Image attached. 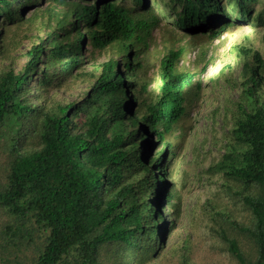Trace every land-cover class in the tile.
Wrapping results in <instances>:
<instances>
[{
    "label": "trees",
    "instance_id": "1",
    "mask_svg": "<svg viewBox=\"0 0 264 264\" xmlns=\"http://www.w3.org/2000/svg\"><path fill=\"white\" fill-rule=\"evenodd\" d=\"M224 1L167 3L188 36L264 27V0ZM0 20L44 33L18 72H0V264H155L181 216L166 137L200 91L196 74L178 68L184 49L163 54L161 97L149 102L139 76L158 16L146 0H0ZM8 51L0 38V57ZM250 54L225 111L223 152L206 170L220 175L224 197L203 211L226 254L212 264H264V62ZM75 82L89 84L76 100L54 99ZM190 243L173 250L179 264H197Z\"/></svg>",
    "mask_w": 264,
    "mask_h": 264
},
{
    "label": "rangeland",
    "instance_id": "2",
    "mask_svg": "<svg viewBox=\"0 0 264 264\" xmlns=\"http://www.w3.org/2000/svg\"><path fill=\"white\" fill-rule=\"evenodd\" d=\"M221 2L225 3L224 0ZM46 5H42V10L48 8ZM146 5L158 16V23L151 32L142 59L139 78L144 83L143 96L149 102H156L161 97L160 60L168 49H184L178 68L196 74L195 81L200 83L199 93L190 97L187 117L166 137L178 155L169 180L179 191L181 216L166 238L165 248L155 264H179L173 250L180 248L186 236L190 239L191 255L197 264L223 262L226 254L219 252L202 223L207 201L224 198L219 189L220 175H211L206 170L223 152V132L228 128V113L225 111L227 106L230 108L238 101L242 92L244 64L252 65L250 52H258L264 62V27L238 24L216 37L208 34L188 36L175 25L174 11L167 0H146ZM259 8L255 6V10ZM33 11L25 13L24 17L30 18ZM0 38L9 44V56L0 57V72L8 68L18 72L26 61L24 53L31 44L44 38V33L35 24L19 23L0 26ZM116 58L120 60V56ZM95 59L101 62L106 59V54ZM91 63L86 71L91 70ZM262 77L260 83L264 91V73ZM88 86L87 82H75L71 87L54 93V99L63 102L76 100ZM193 91L196 92L195 86ZM35 94L31 91L28 96ZM5 145L1 139L0 167L6 159Z\"/></svg>",
    "mask_w": 264,
    "mask_h": 264
},
{
    "label": "clouds",
    "instance_id": "3",
    "mask_svg": "<svg viewBox=\"0 0 264 264\" xmlns=\"http://www.w3.org/2000/svg\"><path fill=\"white\" fill-rule=\"evenodd\" d=\"M148 7V6H147ZM0 23H1V20H0ZM1 26V25H0ZM3 26H6V25H3ZM3 26H1V27H3ZM7 26H12V25H7ZM155 28V27H154Z\"/></svg>",
    "mask_w": 264,
    "mask_h": 264
}]
</instances>
